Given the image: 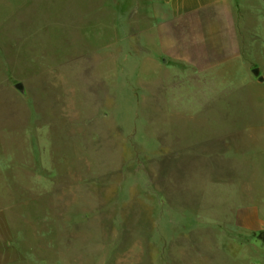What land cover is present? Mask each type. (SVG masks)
Masks as SVG:
<instances>
[{"label":"rangeland","instance_id":"1","mask_svg":"<svg viewBox=\"0 0 264 264\" xmlns=\"http://www.w3.org/2000/svg\"><path fill=\"white\" fill-rule=\"evenodd\" d=\"M237 2L234 22L203 28L173 22L162 0H0L6 258L259 264L253 236L231 233L227 197L241 191L234 160L261 159L233 147L264 101V0ZM195 30L220 39H199L201 56L214 49L207 69L184 57Z\"/></svg>","mask_w":264,"mask_h":264},{"label":"crops","instance_id":"2","mask_svg":"<svg viewBox=\"0 0 264 264\" xmlns=\"http://www.w3.org/2000/svg\"><path fill=\"white\" fill-rule=\"evenodd\" d=\"M162 3L171 11L173 22H199L197 25L203 28L205 22H234L233 13L240 9L237 0H162ZM220 32L219 36L227 31L221 29ZM219 36L213 33L203 35L207 39L216 38V42L220 43ZM216 53L219 51L217 50ZM235 55L231 57H235ZM206 56H210V54ZM205 66L207 69L206 64L202 68ZM244 107L246 114L248 103H245ZM250 111L253 114L244 118L245 130L242 146L238 148L232 146L234 148L232 149L236 155L243 153L244 157H247L248 154H257L261 159L259 162L245 160L244 165H239L240 161L234 160L229 186L231 190L237 187L241 188V191L238 196L227 197L228 218L233 220L231 223L234 230L231 233L253 236V242L245 247L246 256L256 257L259 264H264V240L257 238L260 235L264 236V101L251 105ZM250 170L252 172L249 174ZM9 209V206L3 207L4 211ZM12 250L10 243L2 245L0 243V264L23 263L18 258L12 261L10 253L6 258L7 252H12Z\"/></svg>","mask_w":264,"mask_h":264},{"label":"bare ground","instance_id":"3","mask_svg":"<svg viewBox=\"0 0 264 264\" xmlns=\"http://www.w3.org/2000/svg\"><path fill=\"white\" fill-rule=\"evenodd\" d=\"M196 31V30H195ZM193 31V32H191L190 34L192 35L193 34V37H192V39H195V40H198V42H195V44L193 43V44H188V42L185 40L184 42H185V48H187L188 47V49H187V51H189V54H192V56H189L188 55V53H187V51L185 50L184 52H186V53H184L185 55H184V57H185V60H187V59H189V61L188 62H190L191 63V65H195V66H197L199 69L201 68V67H203V65L205 64V62H208L207 60H208V57H210V56H205V55H207V54H210V51L213 49V47H212V44L211 45H209V46H206V47H204V49L206 48V50H204V53L208 50V53H206V54H204V56H201V54H203V51H202V47H203V45L204 44H206L207 42H204L203 41V32L202 31ZM201 38V40L204 42V44L202 45L201 44V41L199 40ZM191 39V40H192ZM230 43V42H229ZM178 47V46H177ZM207 47H208V49H207ZM225 47H227V49H229L230 50V48L231 49H234L233 48V46L231 45V44H229V45H227V46H225ZM184 48V49H185ZM222 49H224V46L222 47ZM214 50V49H213ZM187 58V59H186ZM184 60V59H183ZM207 65H208V63H206ZM198 73H199V70H198ZM193 78V77H192ZM202 79H203V74H197V77H195V80H196V83H197V85H195L199 90L201 89L199 86L201 85V83H202ZM160 83V82H159ZM195 83V84H196ZM95 84V83H94ZM93 85V84H92ZM171 85V84H170ZM151 86V85H150ZM58 87V86H57ZM95 87V86H94ZM61 90V89H60ZM62 91V90H61ZM67 91V90H66ZM77 95V94H76ZM61 100V99H60ZM62 101V100H61ZM60 101V102H61ZM63 102V101H62ZM78 103H80V105L82 104L81 102H78ZM203 103V102H202ZM77 110V109H76ZM59 112V111H58ZM35 116V115H34ZM39 118V117H38ZM62 118V117H61ZM159 126V125H158ZM160 146V145H159ZM67 160V159H66Z\"/></svg>","mask_w":264,"mask_h":264},{"label":"water","instance_id":"4","mask_svg":"<svg viewBox=\"0 0 264 264\" xmlns=\"http://www.w3.org/2000/svg\"><path fill=\"white\" fill-rule=\"evenodd\" d=\"M253 72H254V74H255L256 76H259V74H260V70H259V69H254ZM17 88H18L20 91H23V90H24V87H23L22 84H18V85H17Z\"/></svg>","mask_w":264,"mask_h":264},{"label":"trees","instance_id":"5","mask_svg":"<svg viewBox=\"0 0 264 264\" xmlns=\"http://www.w3.org/2000/svg\"><path fill=\"white\" fill-rule=\"evenodd\" d=\"M261 240H264V238H261Z\"/></svg>","mask_w":264,"mask_h":264}]
</instances>
